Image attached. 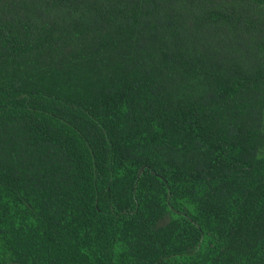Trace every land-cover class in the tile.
I'll return each instance as SVG.
<instances>
[{"label":"trees","instance_id":"trees-1","mask_svg":"<svg viewBox=\"0 0 264 264\" xmlns=\"http://www.w3.org/2000/svg\"><path fill=\"white\" fill-rule=\"evenodd\" d=\"M0 264H264V0H0Z\"/></svg>","mask_w":264,"mask_h":264},{"label":"rangeland","instance_id":"rangeland-1","mask_svg":"<svg viewBox=\"0 0 264 264\" xmlns=\"http://www.w3.org/2000/svg\"><path fill=\"white\" fill-rule=\"evenodd\" d=\"M199 84L197 85V89L196 90H202L203 88H205V86L199 81Z\"/></svg>","mask_w":264,"mask_h":264}]
</instances>
